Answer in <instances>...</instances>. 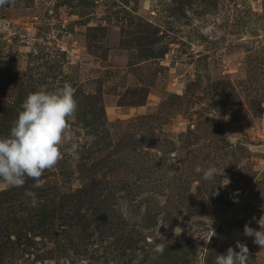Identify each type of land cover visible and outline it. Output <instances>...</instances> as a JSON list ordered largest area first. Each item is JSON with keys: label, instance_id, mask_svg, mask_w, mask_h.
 Returning <instances> with one entry per match:
<instances>
[{"label": "rangeland", "instance_id": "374dc122", "mask_svg": "<svg viewBox=\"0 0 264 264\" xmlns=\"http://www.w3.org/2000/svg\"><path fill=\"white\" fill-rule=\"evenodd\" d=\"M66 83L78 107L43 187L0 180V264H215L238 243L264 264L244 234L264 218V0L0 4V138ZM94 182L107 207L62 218Z\"/></svg>", "mask_w": 264, "mask_h": 264}, {"label": "clouds", "instance_id": "9594fccd", "mask_svg": "<svg viewBox=\"0 0 264 264\" xmlns=\"http://www.w3.org/2000/svg\"><path fill=\"white\" fill-rule=\"evenodd\" d=\"M7 0H0V4ZM10 135L0 138V180L10 187H23L26 178L35 180L34 187H43L41 177L45 170L53 168L61 157L68 122L74 116L78 104L74 89L65 84L54 92L39 90L28 95L22 104ZM195 173L204 181H212L218 175L215 166H197ZM218 195L219 193H215ZM36 206V194L26 191ZM260 230L245 226L244 234L253 237L254 243L264 247V218L259 220ZM239 251L229 248L215 258V264H247L249 249L238 243ZM154 252L163 254V245H156Z\"/></svg>", "mask_w": 264, "mask_h": 264}, {"label": "trees", "instance_id": "16d2710c", "mask_svg": "<svg viewBox=\"0 0 264 264\" xmlns=\"http://www.w3.org/2000/svg\"><path fill=\"white\" fill-rule=\"evenodd\" d=\"M98 182H94L93 186L91 187L90 191L87 193H79L73 198L68 199L71 203L69 204V209L66 211L64 208V204L60 207V212L65 215L62 218L64 219H70L71 222H75L77 225L84 226L85 222L87 220L86 215L89 214V210H87V214H83L80 209L81 201L84 198H86V202H91L92 204L98 203L103 207H107L108 204V197L105 195H101L98 188ZM74 206L71 208V205ZM92 208V207H91ZM42 218V217H41ZM42 221V219H41Z\"/></svg>", "mask_w": 264, "mask_h": 264}]
</instances>
